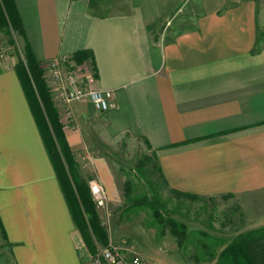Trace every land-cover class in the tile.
Here are the masks:
<instances>
[{
    "label": "crops",
    "instance_id": "obj_1",
    "mask_svg": "<svg viewBox=\"0 0 264 264\" xmlns=\"http://www.w3.org/2000/svg\"><path fill=\"white\" fill-rule=\"evenodd\" d=\"M13 2L22 26L18 36L38 62L89 50L97 71L92 87L113 94L104 113L86 99L53 101L75 161L88 123L98 120L107 138L140 139L155 151L171 189L204 197H246L258 189L264 205V40L254 0H190L189 16L172 27L169 19L159 23L173 0H132L130 13L106 18L91 16L87 0ZM15 64L0 59L5 260L90 264ZM85 167L109 200L118 199L103 157Z\"/></svg>",
    "mask_w": 264,
    "mask_h": 264
},
{
    "label": "rangeland",
    "instance_id": "obj_2",
    "mask_svg": "<svg viewBox=\"0 0 264 264\" xmlns=\"http://www.w3.org/2000/svg\"><path fill=\"white\" fill-rule=\"evenodd\" d=\"M254 1L257 4L258 31L264 40V0ZM102 2L98 11L108 16L130 13L132 9V0H103ZM190 6V0H173V2L168 3V13L163 14L164 18L159 26L163 25L164 19H169L170 23H173L171 27L174 26L180 18L189 16L187 11H189ZM178 9L180 11H177ZM183 23L186 24L187 22L184 21ZM185 29L182 28L181 30ZM23 54V44L16 31L5 32L0 29V59L8 58L9 61L11 58L12 62L17 64L18 59L23 58ZM56 62L59 78L61 77V81H63L60 83L61 86L65 83V67L66 71H70L73 67L77 70L80 67L82 70V72L79 71L80 74H83L84 69L91 70L89 65H78L70 57L67 58L66 62ZM44 63L46 64L44 66L45 82L50 90L52 100L59 102L60 99L54 95L56 88L55 70L52 66L48 67L47 63L49 62ZM81 100L84 99L75 101ZM88 126L89 129L84 140L87 148H81L83 150L78 151L76 159L78 166L81 164L82 169H79L81 176L89 182H97L95 173L88 170L89 166L83 168V165L90 162L93 157H103L109 165L114 189L118 197V199L111 201L108 192H105L108 200L106 207L96 208L100 224L109 237V244L102 246L96 241V245L94 244L95 253H91V257L97 255L99 250L113 247L117 248L118 251L128 249L150 264H215V259L203 257L201 253V245L197 241L206 240L209 242V240L200 236V233L211 238L229 241L239 233L264 226L262 220L264 219V205L261 206L260 204L258 189L246 197L223 194L216 197L197 196V199L176 197L163 189L161 198L166 202L165 204L168 203L166 206L167 213L184 226V228H178L176 234L167 227L162 229V227L154 226L149 211H138L128 215L121 214L123 184L128 177L134 182L136 181L133 176L134 167L141 156L149 154V152L146 150L143 140L128 138L112 140L107 138L103 134L101 122L98 120L90 121ZM108 191L110 192L111 189L108 188ZM88 233H90L89 230ZM178 234L181 235L178 237ZM91 239L94 241L93 238ZM78 240L83 251L84 246L87 249L82 232ZM220 248H217V252ZM3 252L0 240V264H7L8 260H5L7 255Z\"/></svg>",
    "mask_w": 264,
    "mask_h": 264
},
{
    "label": "trees",
    "instance_id": "obj_3",
    "mask_svg": "<svg viewBox=\"0 0 264 264\" xmlns=\"http://www.w3.org/2000/svg\"><path fill=\"white\" fill-rule=\"evenodd\" d=\"M102 1L87 0L91 16L108 17L98 11ZM0 29L5 32L16 31L18 35H22L21 22L13 0H0ZM23 52V58L18 59L14 71L63 191L73 222L84 235L88 252L95 253L96 241L99 245L106 246L109 244V237L100 224L96 206L90 194L89 180L81 176L75 157L65 140L54 100L44 78L46 64L38 62L27 45H23ZM70 59L78 65H89L95 80L97 79L91 51H77ZM147 151L149 154L142 155L134 167L133 176L136 181L128 177L123 184L121 214L149 211L154 226L162 227V229L167 227L176 234L178 228H184V226L167 213L168 203L165 204L166 202L161 198L162 190L166 189L176 197L197 199V196L171 189L159 166L156 152L152 151L148 145ZM180 235L178 234V237ZM200 236L209 240V242L197 241L201 245L203 257L215 259V264H264V226L239 233L229 241L211 238L202 233ZM218 247L221 248L217 252Z\"/></svg>",
    "mask_w": 264,
    "mask_h": 264
},
{
    "label": "built area",
    "instance_id": "obj_4",
    "mask_svg": "<svg viewBox=\"0 0 264 264\" xmlns=\"http://www.w3.org/2000/svg\"><path fill=\"white\" fill-rule=\"evenodd\" d=\"M69 57H62L55 60H50L47 63L48 67L52 66L55 70V89L54 95L60 99V102L69 104L72 101L86 99L88 100L95 110L98 112H104L113 106V94L110 90H102L93 88L95 78L92 75L91 70L84 69L83 74L81 68L73 67L70 71H66L65 83L63 86L60 83L61 77L59 78L58 67L56 61H67ZM69 61V60H68ZM85 65V64H84ZM89 190L92 196L93 202L96 208H105L107 205V196L103 186L96 181L89 182ZM90 264H150L145 262L141 256L134 254L128 249L117 250V248L106 247L105 249L99 250V253L93 257H90Z\"/></svg>",
    "mask_w": 264,
    "mask_h": 264
}]
</instances>
